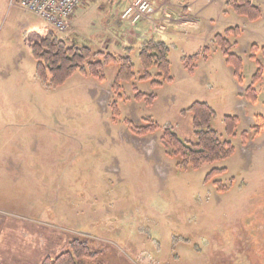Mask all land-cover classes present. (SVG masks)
<instances>
[{"label":"rangeland","instance_id":"rangeland-1","mask_svg":"<svg viewBox=\"0 0 264 264\" xmlns=\"http://www.w3.org/2000/svg\"><path fill=\"white\" fill-rule=\"evenodd\" d=\"M133 1L86 0L69 31L56 32L67 44L130 57L135 78L117 95V65L104 69L105 82L76 73L49 88L30 51L45 22L21 8V0H0V165L24 169L12 190L1 183L0 210L15 229L29 228L34 244L25 247L41 250L34 260L28 248L14 249L7 262L42 264L66 251L71 237L84 236L107 264H264V128L258 136L252 131L256 118L264 124V73L254 85L257 102L245 95L258 70L251 47L264 49V0H250L262 12L256 21L238 15L229 0H147L154 13L132 27L119 16ZM230 29L239 34H227ZM218 35L243 60L242 83L215 44ZM153 40L170 51L172 82L160 87L152 86L160 82L155 68L144 80L138 55ZM196 55L189 71L184 60ZM256 58L264 69V53ZM139 93L155 95L153 105L138 102ZM195 103L210 106L211 129L235 153L184 170L160 139L171 128L184 142H196L188 111ZM227 117L239 121L233 137L226 134ZM146 119L160 130L140 138L125 125L140 127ZM214 170L226 172L207 182Z\"/></svg>","mask_w":264,"mask_h":264},{"label":"trees","instance_id":"trees-1","mask_svg":"<svg viewBox=\"0 0 264 264\" xmlns=\"http://www.w3.org/2000/svg\"><path fill=\"white\" fill-rule=\"evenodd\" d=\"M234 11L247 17L250 21L261 19L260 8L250 0H229L227 3ZM239 34L238 29H230V33ZM215 44L223 51L226 62L233 67L234 76L243 82V60L232 53V44L222 35H218ZM31 55L37 62V75L49 87L59 88L64 85L76 73L82 76L105 82L104 69L110 65L119 66L113 91L119 95L123 83H129L135 78L134 64L130 57L116 56L110 53H95L92 46L75 43L67 44L59 37L55 30L45 26L39 39L31 41ZM208 55L209 51H206ZM263 52L257 45L251 47V60L258 64V70L253 77L252 86L246 90V99L251 103H256L258 94L254 90V85L263 78V65L257 60V55ZM169 48L162 41H147L139 50L140 64L145 72L144 80L152 79L150 70L157 71L158 81L152 83L153 87H160L163 84L171 83V63L169 59ZM200 56L196 55L184 60L185 68L193 71L195 62ZM101 58L102 60H97ZM138 102L153 105L155 95H145L139 93L136 97ZM192 116V125L196 142H184L178 134L171 128H165L160 139L161 144L166 149V153L171 158L180 160L178 167L184 170L189 168L198 170L207 164H215L231 158L235 149L230 142L220 140L218 134L211 129V123L215 113L205 103H195L189 110ZM113 116L119 117L118 109L113 106ZM115 120V119H114ZM145 124L136 126L132 121L126 120L125 125L136 137H146L160 130V127L152 119L144 120ZM257 126L252 128L253 135L258 136L264 128L263 119L256 118ZM226 134L230 137L235 135L239 123L237 117L225 118ZM261 124V125H260ZM244 143L248 142V134L243 133ZM226 170H214L206 178L207 182L212 181L216 176L225 173ZM217 185V184H216ZM220 185V184H218ZM226 191L219 187L218 192ZM73 236L69 241V248L56 257H47L42 264H107V256L99 248H95L85 237Z\"/></svg>","mask_w":264,"mask_h":264},{"label":"built area","instance_id":"built-area-1","mask_svg":"<svg viewBox=\"0 0 264 264\" xmlns=\"http://www.w3.org/2000/svg\"><path fill=\"white\" fill-rule=\"evenodd\" d=\"M86 0H21V8L42 19L46 26L56 32L66 33L70 29L75 11ZM154 13L147 0H137L128 4L119 16L120 23L135 27Z\"/></svg>","mask_w":264,"mask_h":264},{"label":"crops","instance_id":"crops-1","mask_svg":"<svg viewBox=\"0 0 264 264\" xmlns=\"http://www.w3.org/2000/svg\"><path fill=\"white\" fill-rule=\"evenodd\" d=\"M127 6L128 4L126 5V7ZM77 10L75 11V13L77 12ZM74 16L75 14L73 15L71 19V24H73ZM17 171L23 172L24 169L15 170L14 168H11L10 165L8 166L0 165V185L3 182L4 187L9 186L10 189L12 190V185H10V183L16 178H18L19 181H21L22 178H24V174H21V173L17 174L16 173ZM14 193H16V189ZM5 213H6L5 211L0 210V225H1L0 226V264H9L7 260L11 259L12 256L16 255L15 254L16 252H14V249L16 250L19 249V252L27 249L28 247H25L24 244H27V245L29 244L25 242L30 241L32 245L34 244L33 241L29 240L26 237V234L27 235L30 234L29 228L23 225L19 228V230L15 229L17 225L15 224L10 225L9 222H12L13 220L10 219V217L6 218L7 217L6 215H2ZM2 218H5V219H2ZM16 242H19V244H16ZM38 250L39 249L35 248L34 246H29L28 250L26 251L29 252L31 259H34V258L38 259L39 258V253H37ZM40 251L41 250H39V252Z\"/></svg>","mask_w":264,"mask_h":264}]
</instances>
